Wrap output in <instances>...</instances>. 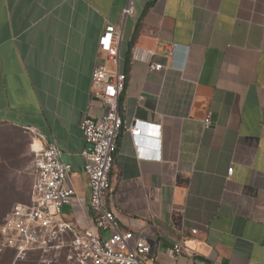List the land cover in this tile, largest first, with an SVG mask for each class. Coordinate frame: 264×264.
Masks as SVG:
<instances>
[{"label":"crops","instance_id":"obj_1","mask_svg":"<svg viewBox=\"0 0 264 264\" xmlns=\"http://www.w3.org/2000/svg\"><path fill=\"white\" fill-rule=\"evenodd\" d=\"M127 1L0 0V126L28 133L31 151L60 150L76 191L63 217L82 230L96 231L80 124L107 111L91 98V76L99 63L113 67L98 40ZM134 5L119 47L120 102L126 125L139 121L144 133L121 132L110 174L122 230L143 233L159 264H172L167 251L181 237L175 264H264V0ZM134 47L164 68L133 61Z\"/></svg>","mask_w":264,"mask_h":264},{"label":"built area","instance_id":"obj_2","mask_svg":"<svg viewBox=\"0 0 264 264\" xmlns=\"http://www.w3.org/2000/svg\"><path fill=\"white\" fill-rule=\"evenodd\" d=\"M135 13L134 0H128L119 25H108L98 40V51L113 65H96L92 72V100L107 111L100 118L85 115L80 128L86 143L82 152L84 171L90 183L89 210L94 227L79 229L63 217V210L75 197L71 184L73 169L60 160V150L52 145L33 149L32 186L29 200L16 203L0 222V255L13 252L16 259L32 254L44 257L64 255L73 264H159L154 244L141 232L124 231L110 205V174L115 162L121 132L127 130L136 139L144 129L139 121L126 125L120 98L125 89L126 74L119 71V47L122 27ZM170 56L177 50L170 45ZM155 53L134 47L133 61L149 64V70L161 71V64L152 63ZM212 123V114L204 119V127ZM39 140L44 137L37 134ZM233 169L228 170V176ZM102 232H111L103 238ZM192 234H197L196 230ZM185 249L183 238L176 239L167 251L175 264Z\"/></svg>","mask_w":264,"mask_h":264},{"label":"rangeland","instance_id":"obj_3","mask_svg":"<svg viewBox=\"0 0 264 264\" xmlns=\"http://www.w3.org/2000/svg\"><path fill=\"white\" fill-rule=\"evenodd\" d=\"M31 136L24 130L0 126V217L16 203H26L32 186ZM0 264H73L62 255L44 257L32 254L25 259L0 257Z\"/></svg>","mask_w":264,"mask_h":264},{"label":"trees","instance_id":"obj_4","mask_svg":"<svg viewBox=\"0 0 264 264\" xmlns=\"http://www.w3.org/2000/svg\"><path fill=\"white\" fill-rule=\"evenodd\" d=\"M10 210H11V209H10ZM8 212H9V211H8ZM8 212H7V213H8ZM7 213H6L4 216L0 217V222L3 221V219L5 218V216L7 215ZM8 255H12V256L15 257V254H14L13 252H10V251L1 254L0 257H6V256H8Z\"/></svg>","mask_w":264,"mask_h":264}]
</instances>
